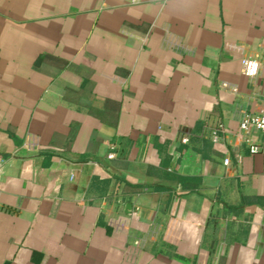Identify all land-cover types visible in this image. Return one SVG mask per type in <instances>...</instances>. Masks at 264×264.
Returning a JSON list of instances; mask_svg holds the SVG:
<instances>
[{
    "label": "crops",
    "instance_id": "1",
    "mask_svg": "<svg viewBox=\"0 0 264 264\" xmlns=\"http://www.w3.org/2000/svg\"><path fill=\"white\" fill-rule=\"evenodd\" d=\"M263 103L264 0H0V264H264Z\"/></svg>",
    "mask_w": 264,
    "mask_h": 264
},
{
    "label": "built area",
    "instance_id": "2",
    "mask_svg": "<svg viewBox=\"0 0 264 264\" xmlns=\"http://www.w3.org/2000/svg\"><path fill=\"white\" fill-rule=\"evenodd\" d=\"M132 2H137L138 0H131ZM260 63L255 58L243 57L240 59V71L241 74L246 78H253L259 69ZM264 104V103H263ZM238 127L242 131H247L249 128H254L264 136V107L256 114H243ZM211 138L213 141L216 140V132H211ZM185 140L183 139V142ZM249 152L251 154L256 153V147H249ZM112 158V154L107 156ZM223 165H227L228 160L224 159L222 161ZM3 164V159L0 157V170Z\"/></svg>",
    "mask_w": 264,
    "mask_h": 264
},
{
    "label": "water",
    "instance_id": "3",
    "mask_svg": "<svg viewBox=\"0 0 264 264\" xmlns=\"http://www.w3.org/2000/svg\"><path fill=\"white\" fill-rule=\"evenodd\" d=\"M125 208H126V209H128V208H129V205H128V204H127V205H125Z\"/></svg>",
    "mask_w": 264,
    "mask_h": 264
}]
</instances>
